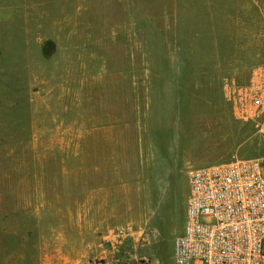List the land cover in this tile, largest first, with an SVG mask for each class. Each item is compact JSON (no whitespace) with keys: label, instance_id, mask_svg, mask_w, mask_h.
<instances>
[{"label":"rangeland","instance_id":"374dc122","mask_svg":"<svg viewBox=\"0 0 264 264\" xmlns=\"http://www.w3.org/2000/svg\"><path fill=\"white\" fill-rule=\"evenodd\" d=\"M262 68L264 0H0V264H173Z\"/></svg>","mask_w":264,"mask_h":264},{"label":"built area","instance_id":"2783aa9c","mask_svg":"<svg viewBox=\"0 0 264 264\" xmlns=\"http://www.w3.org/2000/svg\"><path fill=\"white\" fill-rule=\"evenodd\" d=\"M253 75L246 93L264 149V68ZM187 184L173 264H264V153L192 166Z\"/></svg>","mask_w":264,"mask_h":264},{"label":"trees","instance_id":"16d2710c","mask_svg":"<svg viewBox=\"0 0 264 264\" xmlns=\"http://www.w3.org/2000/svg\"><path fill=\"white\" fill-rule=\"evenodd\" d=\"M264 153V149L262 151H260V154L262 155Z\"/></svg>","mask_w":264,"mask_h":264}]
</instances>
